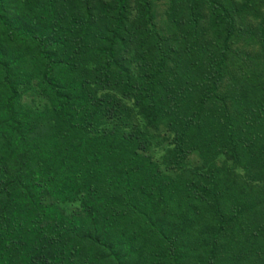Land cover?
I'll return each mask as SVG.
<instances>
[{
	"label": "trees",
	"instance_id": "1",
	"mask_svg": "<svg viewBox=\"0 0 264 264\" xmlns=\"http://www.w3.org/2000/svg\"><path fill=\"white\" fill-rule=\"evenodd\" d=\"M0 264H264V0H0Z\"/></svg>",
	"mask_w": 264,
	"mask_h": 264
},
{
	"label": "rangeland",
	"instance_id": "2",
	"mask_svg": "<svg viewBox=\"0 0 264 264\" xmlns=\"http://www.w3.org/2000/svg\"><path fill=\"white\" fill-rule=\"evenodd\" d=\"M131 8V7H130ZM132 10V9H130ZM164 11H165V7L162 6H158V8H154V14H155V22L157 23L159 29L164 28L165 26H163L164 24ZM163 154V149L162 147H155L152 150L147 152V155H152V159L153 162L157 161V159L159 160L161 155Z\"/></svg>",
	"mask_w": 264,
	"mask_h": 264
}]
</instances>
